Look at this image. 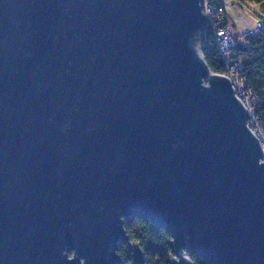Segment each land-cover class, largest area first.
I'll list each match as a JSON object with an SVG mask.
<instances>
[{
    "label": "water",
    "instance_id": "obj_1",
    "mask_svg": "<svg viewBox=\"0 0 264 264\" xmlns=\"http://www.w3.org/2000/svg\"><path fill=\"white\" fill-rule=\"evenodd\" d=\"M202 3L0 0V264H145L132 216L170 264H264V149Z\"/></svg>",
    "mask_w": 264,
    "mask_h": 264
},
{
    "label": "trees",
    "instance_id": "obj_2",
    "mask_svg": "<svg viewBox=\"0 0 264 264\" xmlns=\"http://www.w3.org/2000/svg\"><path fill=\"white\" fill-rule=\"evenodd\" d=\"M226 1L210 0L208 4L222 8L225 14L224 24H231L227 11L229 6ZM230 1V5L236 4L240 10L244 5L254 4L259 7L258 14H264V0ZM205 3H207L206 0L204 1ZM260 17L264 23V18ZM260 17L259 21L261 20ZM201 53L212 72L218 75L227 76L228 64L233 62L241 63L244 70L243 76L252 89V93L260 100L258 112L264 115V26L258 36H246L245 43H238L231 53V59L222 56L211 33L207 35ZM124 226L130 242L137 244L142 250L145 256V264H170L173 246L172 235L167 227L159 226L141 216H132L130 219H124ZM118 254L127 264H133L132 251L126 242H119ZM190 259L193 264H206L196 254H192Z\"/></svg>",
    "mask_w": 264,
    "mask_h": 264
},
{
    "label": "built area",
    "instance_id": "obj_3",
    "mask_svg": "<svg viewBox=\"0 0 264 264\" xmlns=\"http://www.w3.org/2000/svg\"><path fill=\"white\" fill-rule=\"evenodd\" d=\"M204 1L205 0H203L202 5L208 19L206 35L211 33L214 36L216 45L222 56L231 59V53L237 44L240 43L238 36L235 34V30L230 24H224V10L220 7L212 6L210 3L208 4L210 0H206L207 3L205 4ZM260 16L264 18L263 14H260ZM263 26L264 23L262 19L260 21L258 20L254 27L247 24L243 32H240V35L256 37L259 35ZM242 43L245 42L242 41ZM243 72L242 64L233 62L227 65L226 77L231 80L236 96L247 108L249 114L248 125L259 138L264 149V115L258 112L260 100L252 93L253 91L249 87L246 78L243 76Z\"/></svg>",
    "mask_w": 264,
    "mask_h": 264
},
{
    "label": "rangeland",
    "instance_id": "obj_4",
    "mask_svg": "<svg viewBox=\"0 0 264 264\" xmlns=\"http://www.w3.org/2000/svg\"><path fill=\"white\" fill-rule=\"evenodd\" d=\"M228 3V14H229V20L230 25L234 27L235 34L239 36V41L242 43V41L246 42V36L240 35V32H243V30L247 27V24L254 27L256 22L258 21V17L260 16L259 13V7L254 4H247L244 5L243 8L240 10L239 6L236 4L230 5L231 1L227 0ZM205 12V11H204ZM261 12V11H260ZM207 16V14L205 13ZM239 33V34H238ZM208 86V85H207Z\"/></svg>",
    "mask_w": 264,
    "mask_h": 264
},
{
    "label": "bare ground",
    "instance_id": "obj_5",
    "mask_svg": "<svg viewBox=\"0 0 264 264\" xmlns=\"http://www.w3.org/2000/svg\"><path fill=\"white\" fill-rule=\"evenodd\" d=\"M264 15V14H263Z\"/></svg>",
    "mask_w": 264,
    "mask_h": 264
}]
</instances>
